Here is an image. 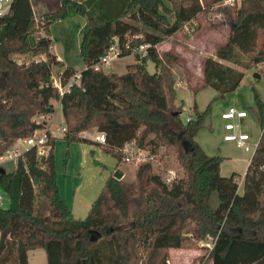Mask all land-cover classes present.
I'll use <instances>...</instances> for the list:
<instances>
[{
    "label": "trees",
    "instance_id": "obj_1",
    "mask_svg": "<svg viewBox=\"0 0 264 264\" xmlns=\"http://www.w3.org/2000/svg\"><path fill=\"white\" fill-rule=\"evenodd\" d=\"M32 1L12 0L0 15V155L15 140L45 128L34 118L54 113L56 101L67 143H95L79 134L96 128L105 134V150L118 162L126 143L153 155L165 146L174 149L183 175L167 182L150 161L140 162L131 182L109 176L85 218L75 219L60 195L55 140L50 139L41 165L37 160L28 162L27 171L19 158L13 171L0 173V190L10 198L9 208L0 207V256L13 244L17 264H29L28 252L35 249L45 252L47 264H167L168 250L177 248L204 249L211 264H264L261 100L255 94L261 135L239 194L237 175L220 174L223 157L207 154L194 140L210 105L203 112L194 105L195 118L183 123L181 110L170 105L171 82L166 83L162 72L149 73L146 67L147 61L162 66L156 46L195 20L203 10L201 1L128 0L125 19L106 21L82 0H59L57 9L38 21ZM69 6L84 18L79 43L84 69L79 83L60 96L52 72L63 64L50 52V25L68 17ZM223 10L221 25H227L229 32L215 57L243 68L264 63V0H243L238 9ZM38 31L44 35L37 36L32 46L29 38ZM115 45L120 57L133 55L132 71L108 74L96 68ZM140 46H146L142 55ZM15 54L45 59L18 63ZM217 59L206 58L199 88L236 90L244 73ZM75 73L72 67L63 68L61 84L66 85ZM214 192L215 208L210 202ZM209 238L211 248L199 246Z\"/></svg>",
    "mask_w": 264,
    "mask_h": 264
},
{
    "label": "rangeland",
    "instance_id": "obj_2",
    "mask_svg": "<svg viewBox=\"0 0 264 264\" xmlns=\"http://www.w3.org/2000/svg\"><path fill=\"white\" fill-rule=\"evenodd\" d=\"M85 0L80 1L85 4L86 8L93 13L99 14L100 6L98 0H90L87 3ZM102 1V0H100ZM122 0H115L109 5L117 6L121 4ZM203 5V10L197 15L196 19L186 25L182 30L176 34L166 37L158 46L157 51L162 59V66L157 68L156 65L147 61V70L149 73L162 72L166 83L171 82L173 94L168 91L170 105L174 110L180 109V120L186 123V118L191 115L195 118L194 105L198 112H203L208 105H210L202 125L198 129L194 140L204 149L209 155H219L223 157L220 165L221 176L228 177L235 173L236 181L239 184L238 190L242 192V178L247 168V161L250 160L254 150L244 151L239 148L235 142L223 140V121L221 120V113L226 110H244L247 117L240 121V130L246 132L250 136V142L256 143L261 135V127L259 124V115L255 103V94L258 95L264 108V63L257 65V67L243 68L231 62L222 60V63L231 66L244 73V76L236 88V90L226 93H221L218 90L202 86L203 83V66L206 58L212 57L213 52L227 42L229 28L227 25H221L223 21V9H238L240 6L229 7L223 6L220 0H200ZM168 3V2H167ZM57 1H53L49 6V11L52 12L57 9ZM125 4V9L127 7ZM168 6L170 4L168 3ZM71 16L65 19L55 20L50 25V38L55 44V50H62L66 48V52L70 50V67L75 71L81 72L83 69V62L76 55L78 40L84 26V18L74 12L73 7L69 6ZM106 12V11H105ZM78 15L76 19L74 16ZM103 20H108V15H101ZM112 18L125 19L124 10L117 16ZM38 21H40L38 19ZM170 21L172 19L170 18ZM79 24V25H78ZM217 25V26H215ZM30 44L33 46L35 42L34 35L29 38ZM67 46L70 48H67ZM118 51L117 46H113ZM169 48V49H168ZM168 49V50H165ZM144 53L142 50L139 52ZM41 56H32L30 54H15L13 58L18 63H29L32 60H39ZM118 55L107 66H98L99 69L105 73L123 74L127 71H132L129 62H135L133 55L119 59ZM244 63L247 62L243 56ZM259 71V72H258ZM58 68H54L52 75H57ZM258 73L259 78L254 75ZM180 83V86L177 84ZM198 88L196 91L192 89ZM55 111L50 115L43 117H35V120L46 121L47 127L57 135V137L64 136L65 133L56 132L58 127L65 126L61 107L58 102L53 101ZM98 134L96 128H90L87 131L81 132L79 135L94 141V137ZM51 139L55 140V137ZM16 141V140H15ZM19 151H24L27 147L21 143H15ZM147 153V151H145ZM30 159L28 162L37 160L41 165V156L34 151L30 152ZM55 168L57 175V184L60 195L73 207L74 217L77 219H84L85 212L99 195L103 188L105 181L109 176L119 170L122 171V178L126 182H131L135 178V171L138 163L132 162H118V159L105 147L98 143L92 142H70L67 143L64 139H59L55 142L54 147ZM148 161L151 162L155 173H159L167 182L172 177H181L183 175L182 169L176 159L174 149L161 146L158 152L152 156ZM33 159V160H32ZM5 162L1 167L6 172H11L16 165L8 160V157H3ZM28 168L30 169V165ZM27 168V170H28ZM31 175V172H30ZM34 192H38L36 184L34 185ZM2 197L1 208L10 207V198L4 191L0 190ZM38 200V199H37ZM91 202V204H90ZM211 205L215 208L217 204V195L214 192L210 199ZM87 215V214H86ZM208 240V239H207ZM204 240V241H207ZM202 241V242H204ZM206 252V250L202 249ZM178 261H183L186 256L180 255L177 257ZM208 260V259H206ZM205 256L198 259L197 264H203ZM30 264H47L45 252L42 249H35L29 251ZM0 264H17L16 251L13 244H9L7 250L0 256Z\"/></svg>",
    "mask_w": 264,
    "mask_h": 264
},
{
    "label": "built area",
    "instance_id": "obj_3",
    "mask_svg": "<svg viewBox=\"0 0 264 264\" xmlns=\"http://www.w3.org/2000/svg\"><path fill=\"white\" fill-rule=\"evenodd\" d=\"M12 0H0V15L5 13L9 7V4ZM243 0H220V3L223 6H229V7H235L240 6ZM146 46H140L139 52L142 50L145 51ZM118 56V51L114 49L112 46L101 58L99 63L96 65V68L98 66H107L109 65L113 60H115ZM62 70H59L57 75H53V85L58 89L59 95L62 96L66 91L70 89V87L74 83H79L80 79V73L76 72L70 80L67 82L66 85L61 84L60 80V74ZM177 86H180V83L177 84ZM40 118L43 116H39ZM247 117V113L244 110H226L221 113V120L223 121V140L229 141V142H235L236 145L239 148L244 149V151H251L256 149L258 141L256 143L250 142V136L246 132H243L240 130V121L243 118ZM191 118V115H189L186 118V121H189ZM37 122H41L36 120ZM43 122V121H42ZM56 132L59 133H65L66 127H58L56 129ZM52 137H57L51 130L50 127H47L45 124V128L43 129H36L32 135L25 137V138H19L14 143L7 148L2 155H0V166L5 162L3 160V157H8L9 161H12L15 165H17L18 159L21 158L24 167L27 170L28 166V153L31 151H34L37 155L43 157L48 154V150L50 148L49 141ZM95 142L103 145L106 141L105 134L103 132H98V134L93 139ZM21 142L23 143L27 148L24 151H19L18 146L15 143ZM145 149H141L137 147L134 143H126L124 146L119 150V152L122 154V162H143L147 161L150 158H153V154H150L148 151L145 153ZM28 171V170H27ZM174 177H172L173 179ZM170 179V181L172 180ZM1 194H0V205H1ZM210 243H207L211 247L212 245V239L209 238Z\"/></svg>",
    "mask_w": 264,
    "mask_h": 264
},
{
    "label": "crops",
    "instance_id": "obj_4",
    "mask_svg": "<svg viewBox=\"0 0 264 264\" xmlns=\"http://www.w3.org/2000/svg\"><path fill=\"white\" fill-rule=\"evenodd\" d=\"M53 1H57L58 2V4H57V7H58L59 0H34V1H32V8H33V11H34V14H35L37 20L38 19L41 20L42 15L45 14V13H48L49 7H50L49 5ZM88 1H90V0H85L84 2L87 3ZM112 1H115V0H102V1L98 0L97 2H102V3H100V6H103V7L101 8V10H99V14L96 15V13H94V15L96 17H98L100 20H103V18H101L102 17L101 15H108L106 17H109L107 19L110 20V19H113L112 17L117 16L121 11H123V10L125 11L124 7H125V4L128 3V0H122L121 4L118 5V7L117 6H113L111 4L109 5V3H111ZM166 4L168 5V3H166ZM71 12H72L71 10H68V16H71ZM74 12H75V10H74ZM74 17L76 19L78 18V21H79L78 15H75ZM104 21H106V20H104ZM80 23L81 22L79 21V24ZM43 35H44V33L42 31H38V32H36V34H34V37L36 39L37 36H43ZM79 43H80V39L78 40V43L76 44V46L78 45V49H77L78 53L76 55L79 54ZM157 46H156V49H157ZM67 48H69V47L67 46ZM168 49H165V50H168ZM50 52L53 55H55L56 59L63 64L62 67H56V68H58L59 70H62L65 67H70V65H68V63H70V56L68 54V53H70V50L68 52H66V48H64V49H62L60 51L59 50L56 51L55 50V44L52 41V44H51V47H50ZM213 53L214 54H212V57L217 59L215 57V51ZM129 56H132V54L120 57L119 59H123L124 57H129ZM41 59H45V56L44 55L41 56ZM217 60L222 63V60H219V59H217ZM131 63H134V62L132 61V62H129L128 64H131ZM83 65H84V63H83ZM82 69H84V66H83ZM76 72H78V71H76ZM78 73H80V72H78ZM43 122L46 124V126H48L47 120L43 121ZM59 139H63V136L56 137L55 142L57 140H59ZM248 164H249V160L247 161V166H248ZM244 174H243V176H244ZM242 181H243V178H242ZM238 186H239V184H238ZM242 186H243V182H242ZM242 192H243V190H242ZM242 192H239V190H238L239 194H242ZM90 204H91V202H90ZM70 207L72 209V214H73L74 213L73 207L71 205H70ZM86 214H87V212H85L83 217H85ZM73 217H74V215H73ZM75 219H77V218H75ZM207 243H210L209 239L207 241H204V242H202V241L199 242V246L211 248L209 245H207ZM180 255H184V256H186V258L183 261H178L177 257L180 256ZM203 255L205 256V262H203V264H211L210 260H206L207 259V254H206V252L202 251V249H177V248H170L168 250V262H167V264H197L198 263V259L201 256H203ZM28 261H29V252H28Z\"/></svg>",
    "mask_w": 264,
    "mask_h": 264
},
{
    "label": "water",
    "instance_id": "obj_5",
    "mask_svg": "<svg viewBox=\"0 0 264 264\" xmlns=\"http://www.w3.org/2000/svg\"><path fill=\"white\" fill-rule=\"evenodd\" d=\"M254 76H255L256 78H259V77H260V75H259L258 73H255ZM5 172H6L5 169H4L3 167L0 166V173H5ZM113 177L116 178V179H121V178H122V172L119 171V170H117V171L114 173Z\"/></svg>",
    "mask_w": 264,
    "mask_h": 264
}]
</instances>
